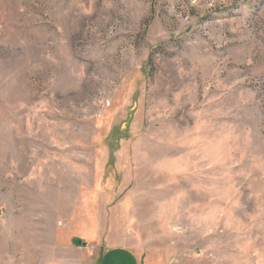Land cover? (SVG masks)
<instances>
[{"label": "rangeland", "instance_id": "374dc122", "mask_svg": "<svg viewBox=\"0 0 264 264\" xmlns=\"http://www.w3.org/2000/svg\"><path fill=\"white\" fill-rule=\"evenodd\" d=\"M0 264H264V0H0Z\"/></svg>", "mask_w": 264, "mask_h": 264}]
</instances>
